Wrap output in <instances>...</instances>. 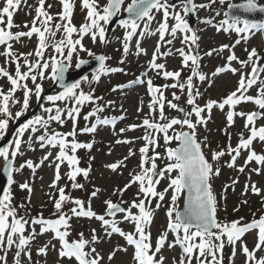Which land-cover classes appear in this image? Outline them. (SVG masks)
<instances>
[{
	"label": "snow or ice",
	"instance_id": "6c2138e0",
	"mask_svg": "<svg viewBox=\"0 0 264 264\" xmlns=\"http://www.w3.org/2000/svg\"><path fill=\"white\" fill-rule=\"evenodd\" d=\"M22 0H6L5 6L0 9V45H5L7 52L4 53L8 58H14L15 71L14 75L7 71L3 66H0V77L6 78L9 82V87L5 90L0 86V113L4 118H0V136L6 130L9 124V118L13 117L11 111V103H20L16 100L15 93L18 89L23 92L21 111L16 113L19 117L27 111L30 98L35 95L39 100L43 92L42 84L38 83V79L51 78L54 81H59L63 91L57 95H50L47 100L50 102L64 101L67 105L65 109L60 107L55 108V115H49L47 119L41 116H36L32 120H28L23 124L18 132L17 138L12 145L0 147V158L4 160V171L8 175V183L11 185L13 180V171H20L25 166L34 171L42 165L45 160H48L52 153L49 151L44 156L39 164L32 160H27L21 164L19 168L14 169V160L20 154L22 137L24 133L31 129L37 131L36 126L39 125L45 129V134L40 135V147H58V155L55 157V179L50 187L57 188L58 198L53 200L55 209V219H46L40 213L37 217H27L20 214V209L25 213L29 211L31 203V193L33 191L29 182L20 183L19 187L22 190H27L29 197L27 203L15 205L13 203V195L11 190L6 191L0 197V264H9V256L14 257V264H36L33 260V242L38 237L51 233V239L39 246L36 251L42 257H47L49 251L54 250L57 254L58 264H105V257L97 251L93 246L99 237L95 235V229L92 230L90 239L83 238L84 234L80 233V238L70 240V229L72 217L88 218L99 220L105 228L107 235L119 234L126 241L127 246L132 248L131 264H167V257L164 255L166 248L174 249L177 246L180 248V255L175 259V264H224V249L226 244L231 247V255L234 258L237 254V249L243 254L246 264H264V214L258 218H253L250 221H245L243 216L230 221H221L218 219L219 200L214 194L212 180L220 175V168L214 166L220 163L221 158L226 153H231L229 167H235L237 157L241 155L242 150H247V162H256L258 167L252 169L258 175H264V154H258L254 147V141L259 140L264 142V125L257 126L258 119H264V78L260 74L264 73V57H261L257 49L252 48L248 51L246 60H239L234 52L227 56V65L217 67L211 73V77L215 78L221 73L231 72L239 74L236 87L233 91L227 94L221 100L210 99L201 107L197 103V97L203 93L194 83V77H198L199 81L204 83H214V80L200 70V61L202 57L198 53L185 51V48L176 49V52L182 57V65L190 71L187 79L181 80L180 71H168L164 63L157 62L160 56L170 55V51L162 52L161 44L171 45L173 39L176 38L178 32H182V41L189 49L196 46L198 48L199 37L195 30L191 28L185 15L200 9L212 8L217 2L224 4L226 0H209L208 4H197L194 0H180L181 11H176V5L171 3V0H131L124 7V0H107L106 4H101L100 0H82V7L86 10L85 21L79 27L73 24L72 17L75 9V0H60L61 11L56 14L58 22L52 23L53 15L46 10V0H39L36 8V15L31 21V27L28 31L13 32L14 27V10L19 9ZM52 5L48 4L47 8ZM228 11L224 13L226 19L221 21L217 27V31H234L240 35V38L235 41L239 44L241 40H247L255 32H264V21H257L249 18L250 14L264 13V4L259 0H242L241 3H227ZM129 14L128 19H121L120 25L125 28L126 35L124 37L123 53L125 56L130 50V41L134 36H139L141 39L152 34L150 24L148 22L155 20V13H160L161 19L158 21L156 33H158V44L155 47L150 68L156 70L157 75H162L164 78H174L176 83L155 86L151 79L147 80L149 92L152 95V100L149 108L152 113H156L159 109L158 116L163 123L156 122V119L145 118L143 126L146 129H152L153 132L146 134L142 139L146 142L144 147L139 149L142 154L140 163L137 165L138 172L130 174V181L124 188H118L114 194L121 197L119 202H113L108 199L104 203L106 205L105 215H98L92 209L91 200L75 199L76 207H71L68 212L64 211L66 202L72 200L65 193V187H58V182L61 179L60 166L65 162L70 168L67 173V178L72 181L73 189H82L83 184L77 182V176L83 175L88 177L91 167H79L80 159L76 155L79 149H91L93 143H81L76 138L77 128L76 120L80 115L81 107L88 102L101 100V97H95L92 92L85 93L80 82L65 84V73L71 67V62L74 54L80 51H85L91 57H94L100 62L99 71L93 77L94 80H100V73L107 72H123V68L108 67L105 61L111 59L106 55H97L90 49L86 48L83 41L85 36H88L93 42L104 40L106 29L101 22H109L113 17L118 16L121 12ZM239 13V14H236ZM217 15L220 12L217 11ZM175 21V24L170 27L169 18ZM143 29H141V23ZM210 23V21H204ZM39 24V26H37ZM25 27H28L25 24ZM138 30H140L138 32ZM57 33H62L59 39H56ZM77 34L78 38L73 39V34ZM38 38V47L33 52L16 53L13 49V44L10 41H21L22 38ZM171 36V39H166V36ZM52 47L54 52L59 54L45 58V51ZM229 44H224L219 50L212 49L205 53L206 56H211L213 53L219 54L220 51L228 49ZM136 54L146 53V49L140 46L138 39L136 44ZM36 57L33 62L30 57ZM23 57V60H21ZM239 60V63L244 67L250 66V72H244L241 68L233 67L232 61ZM123 59L121 63H123ZM87 60L80 59L76 64L77 68L87 64ZM26 69V70H25ZM51 69V76H46L47 70ZM88 80V77L84 78ZM31 80L34 89L28 86L27 81ZM137 81H132L136 83ZM138 82L144 83L143 80ZM117 87H123L118 85ZM179 88L187 91V104L191 105V110L179 106L177 103L168 101V105L172 109H176L180 113H184L181 118H168L165 116V97L162 88ZM255 88L256 94H249V90ZM115 90V89H113ZM94 91V90H93ZM176 99L179 97L173 93ZM253 102L259 111H236V107L242 103ZM108 103H111L109 101ZM226 121L229 126L235 123L237 116L245 120L244 127L248 131V135L240 134L239 143L236 147H232L229 143L225 149L212 150L210 141L207 136L203 141L197 139V128L206 127L208 120L211 119L212 109L218 108L221 111L226 109ZM142 111L143 109H139ZM46 113H52L53 108H45ZM103 112V105L97 106L88 113L89 117L95 116L96 123L80 129L84 133H94L97 130V125H114L117 117L110 119H101L98 115ZM195 116V121L191 119ZM73 120L72 130L67 133L52 132L48 133L47 129L51 122H65L64 117ZM207 117V118H206ZM121 116L119 119H123ZM187 126L188 131H180L177 134L169 135V129L173 126ZM140 125L132 124L131 129H136ZM128 129L121 128L120 132L124 133ZM227 134V129L224 130ZM157 133H163L164 141L171 142L172 140L179 141V146L176 148H166V158L170 161L161 169L158 167L156 160L163 158L162 154L155 151L159 147V138ZM72 138V139H69ZM230 139V136H229ZM117 143H132L131 140L120 141ZM208 149L210 158L205 153ZM150 150L152 154L150 155ZM130 155L135 153L130 151ZM128 157H124L118 163L107 165L113 171L124 166V161ZM244 167L239 168L240 172H244ZM176 175L172 176L171 173ZM162 179H168V187L163 191L157 190V185ZM235 183V181H233ZM137 185V199L125 201L122 199L124 192L131 186ZM171 189V203L167 215L169 222L166 230L161 233L153 242L150 226L154 217V209L150 207L151 198H157L158 201H164L165 196ZM187 190V204L185 211H178L176 203L180 196ZM100 189H96L90 193L91 197H97ZM227 192V188H225ZM248 192L264 198V188L258 187L254 183L245 185L244 194ZM227 199L226 196L222 197ZM146 201L148 202L146 204ZM247 204V199L242 201ZM161 204L156 203L155 208H160ZM133 209H137L134 212ZM227 211V208H224ZM234 212H239L238 207L233 208ZM71 213V215H69ZM117 213L121 215V221L130 222L133 226V231L125 232L115 219ZM175 214V215H174ZM112 217V219H106ZM39 226V230H37ZM169 230L176 233L172 241L168 239ZM255 232V242L250 248L246 243V234ZM128 247H114L107 255V264H114V261L119 252H127ZM45 264L47 261L45 260Z\"/></svg>",
	"mask_w": 264,
	"mask_h": 264
},
{
	"label": "rangeland",
	"instance_id": "374dc122",
	"mask_svg": "<svg viewBox=\"0 0 264 264\" xmlns=\"http://www.w3.org/2000/svg\"><path fill=\"white\" fill-rule=\"evenodd\" d=\"M172 1V0H171ZM241 0H230V2H239ZM195 3L200 4H208L209 0H194ZM229 0H226L224 4H217L212 8H205L196 11L194 15V22L196 23V33L199 37L198 40V48L193 46V48L189 49L185 46L182 41V32H178L175 39L171 45L161 44V51L166 52L170 51V55L160 56L158 61L159 63H164L166 65V69L168 71H180L183 67L182 65V57L176 52V49L185 48V51H191L194 53H198L202 59L200 61V70L206 74L210 81L214 80V83H204L199 81L198 77H194V83L203 93L202 96L197 97V103L203 107L204 104L207 103L208 100H221L231 91H233L236 87L237 81L239 79V74H233L230 71L221 73L215 78L211 77V73L215 71L217 67H222L227 65V56L232 52L236 54L239 60H246L248 58V51L252 48L257 49L259 55L264 57V32H256L251 35L247 40H241L239 44H236L235 41L240 38V35L235 33L234 31H217V25L226 19L224 13L227 7V3ZM260 3L264 4V0H259ZM6 0H0V9L5 6ZM39 0H22L19 9L14 10V25L18 27H14L12 29L13 32L16 31H28L31 27V21L36 15V8L38 7ZM101 4H106L107 0H100ZM131 0H124V7H126ZM51 4V8H47V5ZM176 11H181L183 14L180 0H177L175 3ZM46 10L49 11L53 17V24L58 22V18L56 14L59 13L61 9L60 0H46ZM217 11L220 12V15H217ZM123 12V11H122ZM155 20L148 22L150 24V35L145 36L144 38H140L138 35L133 37V40L130 41V50L129 53L125 56L123 53V44L124 37L126 35V29L123 28L120 23L115 27V29L110 33L108 40L105 42L104 40H100L97 38L96 42H93L88 36L83 38V43L86 48L90 49L92 52L97 55L100 54L103 50H105V55L110 57L111 59L105 61V64L108 67L115 68H123V72H107L100 73V80L96 81L93 77L97 74H89L88 80H81L80 87L85 93L92 92L95 97H101V100H94L92 102L85 103L81 107L80 115L76 120V128H77V139L81 143H90L87 142L84 137L85 135H94L99 141H94L93 144L97 145V147L92 151L93 154V166L88 164V156L87 149H79L77 150L76 155L80 159L79 167L88 168L91 167V171L89 172L88 177H84L82 174L77 176V182L84 185L82 189H73L71 187L72 181L67 178V173L70 172V168L65 162L60 166V176L61 179L58 182V187H65L66 195H69L72 200L66 202L64 211L68 212V209L71 207H76L74 200L80 199L85 202L91 200V206L94 211L97 212L98 215H104L105 213V201L108 199L113 200V202H119L121 197L119 195H115L114 192L118 188H124L126 184L130 181V174L134 172H138L139 168L137 165L140 163L142 154L139 152L141 147L145 146V141L142 139L146 134L152 133V129H146L143 126V120L145 118L156 119V122L163 123L158 116L159 109L157 108L156 113H152L149 108V104L152 100V95L149 92L147 80L151 79L155 86H162L165 84H173L176 83L174 78H164L162 75H157L156 70L150 68V61L152 59L155 47L158 44V33H156V28L158 27V21L161 19L160 13H155ZM86 10L82 7V0H75V9L72 17V22L74 25L79 27L85 21ZM185 18L188 20L189 25L190 20L187 14ZM204 21H210V23H205ZM141 23V29H143V21ZM25 24L28 27H25ZM101 24L105 27L107 34V25L108 22H101ZM170 27L175 24V21L170 17L169 18ZM39 26V24L37 25ZM192 28V27H191ZM138 30V32L140 31ZM62 33H57L56 39H59ZM77 34H73V39H77ZM172 37L166 36V39H171ZM140 40V46L146 49V53H141L139 55L136 54L135 44L137 40ZM13 44V49L16 53H27L33 52L38 47V38L34 35L32 38H22L21 41H10ZM229 44L230 47L228 49H224L220 51L219 54L213 53L211 56H206L205 53L212 50H219L222 45ZM104 47V48H103ZM7 52V48L5 45L0 47V66L4 68L7 66H11L15 69V60L14 58H8L4 53ZM59 55L54 52L52 47H49L45 51V58L47 59L49 56ZM83 58H93L87 54L85 51H80L77 54L73 55L71 68L75 67V64L78 60ZM30 59L35 62L36 57H30ZM123 59V63L121 60ZM23 60V57H21ZM239 60L232 61V66L241 68L244 72H250V66L244 67L239 63ZM264 63V61H262ZM26 70V69H25ZM190 71L188 68L183 67V71L181 72V80L184 81L187 79V76L190 75ZM46 76H51V69L47 70L45 73ZM261 78H264V73L260 74ZM6 78L0 77V82H2V86L6 84ZM139 80H143L144 83L138 82ZM53 79H38V83L42 84L43 91L49 88L52 85ZM132 81H137L136 83H132ZM28 86L34 89V85L31 80L27 81ZM118 85H122L123 87V95H120L116 98L117 103L112 104V100H107L106 96L111 92L119 89ZM115 89V90H113ZM94 90V91H93ZM165 99V116L168 118H181V113L176 109H172L168 105V101L172 103H177L179 106H187V110H191V105L187 104V91L180 90L179 88H162L161 89ZM60 89H57L52 95H57L60 93ZM173 93L176 94L179 99H176L173 96ZM249 94L255 95V88L249 90ZM16 100H19L20 103L12 102L10 107L15 118H9V124L12 122H16L20 117H23L25 114L30 113L37 105L38 99L35 95L30 98L29 107L27 111L24 112L23 115L16 117V113L21 111L22 108V100H23V92L18 89L15 93ZM103 98H106L105 103L101 104ZM111 103L108 104V102ZM97 104L110 106L113 110L110 113H106L102 116V118L107 117H117L114 125L108 124L106 126H96L97 130L94 133H84L81 132L80 129L89 127L96 123V117L92 116L88 119H85L88 116L89 112L97 106ZM53 108L52 113H46L44 111L45 108ZM60 107L61 109H65L67 107L64 101H56L50 102L47 98L41 103L40 108L37 112L38 116L47 119L49 115H55V108ZM115 108V109H114ZM143 109L140 111L139 109ZM229 110L226 106L224 111L219 110L218 108H213L211 112V119L208 120L206 127H198L197 128V139L199 141H203L204 137L207 136L210 141V147L212 150L225 149L226 145L229 143L234 148L239 143L240 134L244 133L247 136L249 133L247 129H245L244 124L245 120L239 116L235 118V123L229 126L226 121V111ZM236 111H259L258 106L253 102H246L238 105L236 107ZM36 114V116H37ZM100 115V113L98 114ZM35 116V117H36ZM123 116L124 118L121 120L119 117ZM0 118H4L3 114L0 113ZM207 118V117H206ZM110 119V118H109ZM195 121L196 117L193 115L191 117ZM65 122L63 124L59 122H51L48 126V133L52 132H61L67 133L72 130L73 120L64 117ZM111 120V119H110ZM13 123V124H14ZM257 126L264 125V119L257 120ZM137 124L140 127L136 129H131L130 125ZM187 126L175 125L173 129H169V135H175L180 132L183 128ZM121 128L128 129L124 133L120 132ZM225 129H227V134L225 133ZM45 134V129L43 127L39 128L36 132L31 131V129L27 130L22 139L21 151L20 154L15 158V169L19 168L21 164H24L27 160H32L34 163L39 164V161L44 158L45 155L50 151L52 153L49 156L48 160H45L42 165L37 167L34 171L27 168L26 166L17 171V174H13V180L15 181L6 191L11 190L13 195V203L15 205H20L22 203H27V198L29 197V193L27 190H22L19 187L20 183L29 182L33 191L31 193V203L29 206V211L27 213L24 212L23 209H20L21 215H26L27 217H37L40 213L43 214L46 219H55L57 218L54 213L55 209L53 206V200L58 198V191L55 187H50L52 185L53 180L55 179V157L58 155V147H40V141L38 137L40 135ZM5 136V132L3 131V135L0 136V139ZM156 136L159 138V147L155 149L162 154L163 158H158L156 163L159 168L163 169L167 163L170 161L166 158V148L171 147L175 148L179 141L172 140L171 142H165L163 139V133H157ZM230 136V139H229ZM17 138V132L14 134L13 140L10 145L13 144L14 140ZM72 139V138H69ZM128 141L131 140L132 143H117V141ZM254 147L258 154H264V142H260L259 140L254 141ZM130 151L135 153V155H130ZM206 155L210 158V153L208 149H205ZM150 155L152 151L150 150ZM247 150H242L241 155L237 157L235 167H229L230 156L231 153H226L224 157L221 158L219 164L215 165L221 168L224 167L223 164H226V169H220V175L214 177L212 180V187L214 194L217 196L219 200V210H218V219L221 221L224 220H232L238 219L240 216L245 218V221H250L253 218H258L260 215L264 214V198L254 193L248 192L246 195L244 194L245 185L250 183L256 184L258 187L264 188V175H258L252 171L253 168L258 167L256 162H247L246 160ZM124 157H128L127 160L124 161V166L118 168L113 171L108 168L107 165L112 163H118L121 160H124ZM4 165V160L0 158V169ZM243 166L244 172H240L239 168ZM172 176H175L176 173H171ZM16 176V178H15ZM235 181V183H233ZM169 180L162 179L160 184L157 185L158 191H163L168 187ZM225 188H227V192H225ZM96 189H100L97 197H91L90 193ZM171 189H169L168 193L165 196L164 201H158L157 198H151V204L149 205L154 209V217L150 226V231L152 234V240L158 238V236L163 233L169 222V217L167 212L170 207H172L171 203ZM137 185L133 184L131 188H129L126 192H124L122 199L125 201H131L137 199ZM226 196L227 199H223L222 197ZM247 199L248 203L243 204L242 201ZM184 202V193L180 196L176 203V208L179 210L183 206ZM148 202L146 201V204ZM156 203H160V208H155ZM227 208V211H224V208ZM238 207L240 209L239 212H234L233 208ZM134 212H137V209H133ZM71 215V213H69ZM121 215L117 214L115 219L119 222V226L125 232L133 231V226L130 222L121 221ZM175 215V214H174ZM106 219H112V217L106 216ZM71 229H70V240H75L80 238V233H83V238L90 239L92 230L95 229V235L99 237L97 242L93 245L97 248V251L101 253L105 257V264H107V255L109 251L114 247H128L127 252H119L114 264H131V254L132 248L127 246L126 241L123 237L119 236V234L107 235L104 226L99 220L96 219H88V218H76L72 217ZM37 230H39V226H37ZM176 236L175 232L169 230L168 239L172 241ZM51 239V233H46L37 238L35 242H33L32 250H33V260L36 261V264H45V260L47 264H58L57 254L54 250L49 251L47 257H42L37 254L36 249L47 243ZM255 242V232L246 234V243L251 248ZM231 248L226 244L224 249V264H246L245 258L243 254L237 249V254L233 258L231 255ZM226 254V256H225ZM164 255L167 257V264H175V259L178 255H180V248L177 246L174 249L166 248L164 251ZM227 260V261H226ZM9 264H14V257L9 256ZM75 264V262H74Z\"/></svg>",
	"mask_w": 264,
	"mask_h": 264
},
{
	"label": "water",
	"instance_id": "95a60500",
	"mask_svg": "<svg viewBox=\"0 0 264 264\" xmlns=\"http://www.w3.org/2000/svg\"><path fill=\"white\" fill-rule=\"evenodd\" d=\"M241 2H242V0L239 1V2H233V3H241ZM171 3L175 4L176 0H172ZM227 11H228V7H226V12ZM194 14H195V12L188 13V16L191 19V25H192L193 28L195 27L194 23L192 22ZM236 14H239V13H236ZM128 18H129V14L127 12H121V14H119L118 16L113 17L108 22V26H107L108 34L106 36L105 42L109 38L110 31H112L115 28V26L120 22V20L121 19H128ZM249 18L255 19L257 21H264V13L250 14ZM101 54L105 55V50H103L98 55H101ZM83 60H87L88 63L82 65L80 68H77L75 66V68H73V69H71V68L68 69V71L65 73V80H64L65 84L73 83V82H80L88 74L92 73L94 75V74H96L99 71L100 62L97 59H95L93 57V58H84ZM57 89H60V91H63V88L60 86V82L59 81H54L52 86L49 87L48 89H46L41 94L40 99H39L36 107L30 113H27L23 117L19 118L14 123V125L12 127V130L8 131L6 136L3 137L2 139H0V147H6V146H8L11 143L13 133L22 125V123L24 121L28 120L32 115L37 113L41 103L45 100V98L48 97L52 92L56 91ZM182 107L187 110V106L186 105H184ZM183 116H184V113H181V117H183ZM182 131H188V128H184V129H182ZM178 146H179V143H178V145L176 147H178ZM8 185H9V183H8V175L4 171V166H3V168L0 170V197H2L3 194L6 192V189H7ZM186 204H187V190H185V192H184L183 206L178 211H181V212L185 211Z\"/></svg>",
	"mask_w": 264,
	"mask_h": 264
},
{
	"label": "trees",
	"instance_id": "16d2710c",
	"mask_svg": "<svg viewBox=\"0 0 264 264\" xmlns=\"http://www.w3.org/2000/svg\"><path fill=\"white\" fill-rule=\"evenodd\" d=\"M122 88H120L119 87V89H116L115 91H111L107 96H106V98H107V100H112V104L114 103H117V101H116V98L118 97V96H120V95H123V90H121ZM106 98H103V100H102V102H101V104L103 103H105V101H106ZM109 104V103H108ZM115 109V108H114ZM113 110V108H111L110 106H107V104H105V105H103V112L102 113H100V118L101 119H103L102 118V116L103 115H105L106 113H110L111 111ZM110 115H111V113H110ZM108 119L110 118H113L112 116L111 117H107ZM32 120V119H31ZM98 126H106V125H98ZM36 128H37V130L39 129V128H41V126H39V125H37L36 126ZM36 132V131H35ZM84 139L87 141V142H90V143H93L94 141H99L97 138H95V136L92 134H88V135H85V137H84ZM97 147V145H95V144H93V147L91 148V149H87L88 150V152H87V156H88V159H87V161H88V164L90 165V166H93L92 164H93V154H91L92 153V151L95 149ZM222 165H224V167L222 166L220 169H226L227 168V166H226V164H223L222 163ZM215 166V165H214ZM15 174H17V171H15ZM15 178H16V176H15ZM30 217V216H29ZM229 250H231V248H229ZM225 256H226V254H225ZM227 257V256H226ZM227 261V260H226Z\"/></svg>",
	"mask_w": 264,
	"mask_h": 264
},
{
	"label": "flooded vegetation",
	"instance_id": "af4514ba",
	"mask_svg": "<svg viewBox=\"0 0 264 264\" xmlns=\"http://www.w3.org/2000/svg\"><path fill=\"white\" fill-rule=\"evenodd\" d=\"M1 46H2V45H0V47H1ZM5 69L14 75V71H15V69H14L13 67H11V66H7V67H5ZM1 84H2V82H0V86H2ZM9 86H10V85H9V82L6 80V84L3 86L4 89L6 90ZM21 92H22V91H21ZM38 115H39V113L37 114V116H38ZM35 116H36V115H35ZM33 118H34V117H33ZM13 123H14V122H12L10 125H8L7 128H6V130H4L5 134H6V132H7L8 130L11 129ZM25 123H26V122H25ZM25 123H23V124H25ZM23 124H22V125H23ZM22 125H21V126H22ZM21 126H20V127H21ZM20 127H19V128H20ZM18 130H19V129H18ZM18 130H17L16 132H18Z\"/></svg>",
	"mask_w": 264,
	"mask_h": 264
}]
</instances>
